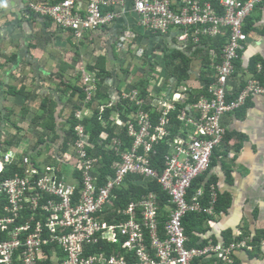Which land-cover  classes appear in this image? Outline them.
I'll return each instance as SVG.
<instances>
[{"label":"built area","instance_id":"obj_1","mask_svg":"<svg viewBox=\"0 0 264 264\" xmlns=\"http://www.w3.org/2000/svg\"><path fill=\"white\" fill-rule=\"evenodd\" d=\"M264 0H26V7L40 15H50L59 28L71 27L80 38L90 29H99L116 19L134 14V24L154 34L173 33L179 41L198 34L216 36L228 33L223 48V60L216 82L209 84L208 94L178 108L183 90L165 81L151 87L147 97L138 88L123 93L136 105L158 108V120H151L144 108L133 113L135 121L128 122L133 136L130 147L123 148L119 140L106 145L117 156L102 178L105 169L103 154H91L83 127H77L79 140L69 156L68 173L58 175L44 159L30 160V150L20 143L10 145L9 134L0 128V264H40L52 255L58 264H191L195 258L210 257L216 264H232L239 249H252L245 238L228 242L209 240L203 246L188 245L183 219L188 212L215 214L219 192L211 182L206 202L204 188L190 193L195 178L205 173L212 156L226 135L222 117L235 111L248 97L264 94V83L250 76L235 90L230 85L247 41L244 24L256 5ZM103 6L108 9L103 11ZM87 11V14H83ZM196 25V31L190 27ZM132 32V30H131ZM135 33L118 40V48L127 51ZM139 55L142 53L137 51ZM136 53V54H137ZM260 71L261 65H257ZM84 89L89 97L96 77L83 72ZM181 122L178 133L172 135L171 115ZM79 115V113H78ZM117 123L122 124L120 118ZM161 143V144H160ZM166 145L163 170L152 162L158 146ZM25 166L24 173L6 175L11 165ZM43 170V171H42ZM79 173L78 176L76 173ZM129 173L153 178L169 195V204L161 208L159 196L148 191L123 206L115 202L118 190L126 184ZM44 200V201H43ZM162 217H165L164 221ZM161 224L163 225L161 227ZM104 242L102 250L90 252L89 247ZM113 247L108 253L107 245ZM48 247L47 256L44 248ZM60 249L64 258L57 255ZM87 249V250H86Z\"/></svg>","mask_w":264,"mask_h":264},{"label":"crops","instance_id":"obj_2","mask_svg":"<svg viewBox=\"0 0 264 264\" xmlns=\"http://www.w3.org/2000/svg\"><path fill=\"white\" fill-rule=\"evenodd\" d=\"M126 3L131 6L133 0H126ZM29 15L25 0H0V119H2L0 128L5 134H10V128H14L13 124L21 128L20 125L23 124L26 128L27 120L29 122L31 119L28 113L31 112V105L36 102L37 94L42 98L51 90L47 85L48 80L55 79L58 82L54 75L60 71L63 61H68L69 64L64 72L65 78L81 83L80 69L84 68L83 63L94 61L98 54L107 57V66L110 70L116 68L119 70L117 66L121 60L118 61L117 52L126 63L133 64V67L136 63L135 72L132 73L134 78L140 68V60L131 59V55L140 51L141 55L151 60L148 66L153 68L151 79L155 78L153 71L158 70L159 78L154 80H163L165 75L168 81L177 82L176 79H170L164 71L165 62L160 65L152 59L159 51H163V56L165 52H170L173 47L185 42L179 41L173 33L164 35L149 33L142 28H136V22L133 23L131 16H124L94 30L89 35L87 33L80 44L73 45L76 39L71 31L64 32L53 22L47 26L44 19L34 14ZM245 24L248 28L247 41L235 63L230 81L234 89L238 84L242 86L250 76H255L251 69L252 61L257 60L256 65H261L260 73L264 76V1L256 5ZM133 32L135 37L127 45L128 52L121 51L118 48V40L127 39L126 35ZM224 32L222 35L227 33L226 30ZM58 35L64 38L65 48L57 44ZM91 42L94 43L93 46ZM86 44L89 45L88 48L95 47V44L97 46L96 49L86 52ZM82 48L85 49L84 52ZM212 53L214 58L215 53ZM123 67L126 68L125 65ZM133 67L129 70L132 71ZM200 71V57H197L191 61V76L184 85H179L182 90L185 89V95L183 92L180 93L178 100L180 105L189 104L190 92L195 95L202 88ZM33 80L36 81L35 84H32ZM132 81L127 79L124 86H131ZM260 81L264 83V80ZM103 86L106 91L110 90L109 102H117L120 98L118 89L111 85L109 89L108 86ZM122 86L123 84L120 89ZM26 92L36 96L33 98ZM26 104L30 106L28 115H23V107ZM35 114L37 113L34 112ZM222 122L226 127L224 142L214 151L205 178H212L216 182L219 199L224 201V204L214 216H208L198 224L201 229L203 228L202 232L196 233L198 241L228 242L243 237L253 244V248L235 251L232 264H264V94L248 97L235 111L226 113L222 117ZM43 163L46 164L44 161ZM255 238L259 241L255 242ZM56 250L61 261L64 253L60 249ZM44 251L46 253V247ZM200 260L201 264H216L210 257Z\"/></svg>","mask_w":264,"mask_h":264},{"label":"trees","instance_id":"obj_3","mask_svg":"<svg viewBox=\"0 0 264 264\" xmlns=\"http://www.w3.org/2000/svg\"><path fill=\"white\" fill-rule=\"evenodd\" d=\"M211 1L214 5H216L218 2V0ZM27 9L30 15L34 14L38 18L44 19V23L47 26L53 22L58 27L56 20L50 15L43 16L39 13L33 12L29 8ZM107 9L108 8L106 6H103L102 8L103 11ZM83 12L84 15L87 14V11L83 10ZM243 28L245 32L248 31L246 24H244ZM60 29L64 32L71 31L72 36L76 39L75 42L73 41V45L80 44L81 40L84 39V36L87 33L89 35L95 30H87L84 32L82 37L78 38L75 36V31L73 28L66 27ZM197 29L198 27L196 25L190 27L191 32L196 31ZM222 34L210 36L199 33L198 41H194L190 36L183 44L178 46L176 45L170 52H165L163 55L165 62L164 71H166L170 79H176L177 85H184L185 81L189 79L192 73L191 61L194 58L200 57L201 71L199 78L202 88L195 95H192L193 92H190L188 95L189 102L195 101L201 95H207L209 84L216 82L218 79L219 70L217 66L223 60V48L228 39L227 33L225 35ZM211 48H213L214 51ZM212 52L215 53L214 58H212ZM237 60L234 62L236 63ZM256 63L257 60L252 61L251 69L254 71L253 74L263 81L264 76L262 73H260L261 71L256 68ZM83 65L84 68H82V70L80 69L82 77L81 79L80 77L78 78V80L80 79L81 83H78L75 80L65 78L64 72L69 64L68 61L62 62L60 71L54 75L58 79V82L53 85V88H50L51 90L48 91V93L43 95L36 111L37 114L31 118L32 124L35 125V129H38L40 133L36 136V139L32 141L33 144H29L31 140L28 141V138H25V141L28 142L27 145L31 149L29 157L33 164L39 166L37 160L41 161L43 158L44 162L48 164L50 169L60 175L61 173H68L69 171L68 166H70L71 163V158H69V156L75 151L76 141L79 140L77 127H83L84 133L87 137L86 140L88 141L87 149L89 152L91 154H103L105 169L102 171V178L99 179L100 182H103L102 179L104 176L110 172L112 173L109 165L115 159H117V156L112 150H106V145H109L114 140H119L123 148L130 147L132 145L134 137L129 134L128 122L135 121V116L133 113L137 110H140L141 108H144L150 111L151 120L153 122L158 120V108L151 105H136L133 100H130L123 95L125 91H129L130 88L133 87L138 88L141 95L147 97L150 94L149 92L152 87L150 77L153 68L148 67L146 74H143L141 77H139V75L136 73L137 76H135V80L133 78L132 86L125 87L123 85L120 89V86L123 84V80L118 77L116 69L110 70L107 68V57L104 54H98L94 61L85 62ZM84 71L91 72V74L96 77V81L94 82L93 89L90 91L91 95L89 97H87V90L84 89ZM119 71H122L120 67ZM123 71L126 72V74H132L129 68L123 67ZM126 80L127 79H124V82H126ZM172 84V81L169 80L167 83V86H169L168 88L172 87ZM103 85L108 86V89L109 85L118 89L120 92V98L117 102H109L111 96L110 90L106 91ZM235 90H239L238 85ZM13 92L16 91L13 90ZM27 94L30 93L28 92ZM30 96L34 98L36 94L32 95L31 93ZM182 106L183 105L179 104L178 108H181ZM29 107L30 106L27 104L23 107V115L27 114ZM118 118L122 120V124L117 123ZM171 120L173 132L171 137H173L176 135V133H178L181 122L176 119L175 113L171 115ZM0 126L2 125L0 124ZM13 126L16 127L18 131L22 130V128L17 124H13ZM6 140L10 145L18 143L17 138L15 140V135L10 134ZM166 151V145H159L158 154L152 156V162L159 171L163 170L164 165L162 157ZM24 169L25 166H18V164L11 165L6 175H13L15 172L23 174ZM206 172L193 180L189 190L190 193H192L195 192L199 187H203V202H206L207 200L209 184L211 182L216 183L212 180V178H205ZM76 174L80 176L78 172ZM125 181L126 184L118 190L119 199L115 202L118 206H123L130 200L137 199L141 197L142 194L150 190L157 192L161 208H164L169 204V195L164 190H162L161 185L155 179L144 178V176L136 173H129ZM223 204L224 201H220L218 197V201L215 204V214L216 212L220 211V208L223 206ZM208 216L209 215L203 212H188L185 215L183 223L185 226V233L189 237L188 245L203 246L206 243L204 242L205 240L199 242V237L196 233L203 231V228L201 229L198 224L202 223L206 218H208ZM162 219L164 221L165 217H162ZM162 226L163 225L161 224V227ZM3 238H5V234L1 232L0 241ZM256 241H259L258 238L257 240L255 238V242ZM103 244L104 242H100L89 247L88 250L90 252H98L102 250ZM106 245L108 253H110V249L113 247V245ZM46 248L47 256H49L50 250L48 247ZM40 264L54 263L49 257L46 258L43 263L41 261ZM191 264H201L200 258H195Z\"/></svg>","mask_w":264,"mask_h":264},{"label":"rangeland","instance_id":"obj_4","mask_svg":"<svg viewBox=\"0 0 264 264\" xmlns=\"http://www.w3.org/2000/svg\"><path fill=\"white\" fill-rule=\"evenodd\" d=\"M79 1V0H78ZM26 0H25V5H26ZM128 16H131L130 18H132L133 20H134V18L133 17H135L134 16V14H128L127 15V17ZM136 28L137 27H139V25L138 24H136V26H135ZM139 28H141V27H139ZM129 29H131V28H129ZM63 40H64V38L63 37H61L60 35H58L57 36V44H59V45H62L64 48H65V43L63 42ZM159 40V39H158ZM69 41H72V39H70L69 38ZM155 41H157V40H155ZM92 43V46H93V42H91ZM91 43H90V45H91ZM97 45L95 44V47H96ZM89 47V45L88 44H86V52H89L88 50H90V49H93V48H95V47H90V48H88ZM88 48V49H87ZM96 49V48H95ZM82 50H83V52H84V48H82ZM115 51H117L116 49H115ZM79 52H81V51H79ZM86 52H85V55H84V57L86 58ZM162 52L163 51H159V54L157 55V56H154L152 59H154L158 64H164L163 62H164V57L162 56ZM116 55H117V58H119V60L118 61H120V62H118V66L117 67H120V69L122 70V71H119V70H117V73H118V77L119 78H121L122 80H123V78H127L128 80H130V82L132 81V76H133V74H126V72H124L123 71V66L125 65L126 66V68H131V67H133V64H131V63H126V61H125V59L123 60V58H120V54H118L117 52H116ZM136 55V56H135ZM135 55H131L132 57H131V59L133 58L134 60H137V59H139L140 60V62H139V69H138V75H139V77H141L143 74H146V71H147V68H148V66H149V64H150V58H146L144 55H138V54H135ZM147 55V54H146ZM133 56H135V57H133ZM132 62H135V61H133L132 60ZM126 63V64H125ZM113 64H115V63H113ZM160 65H158V66H160ZM137 65H136V63H134V67H133V69H132V73H134L135 72V67H136ZM157 66V68H159ZM107 68H108V66H107ZM161 68V67H160ZM117 69V68H116ZM162 69V68H161ZM125 70H128V69H125ZM155 72V78H159L157 75L160 73V71H158V70H156V71H153V73ZM122 74H124V75H122ZM153 75V74H152ZM124 76V77H123ZM160 76H162V75H160ZM154 78V79H155ZM136 79V77L134 76V80ZM154 79H151L152 80V88L153 87H157V86H159V83H161L163 80H165V87L167 86V83H168V79L166 78V76L164 75V78H163V80H154ZM53 80V81H52ZM51 81H49L48 80V86H49V88H53V85H55L56 83H57V81L55 80V79H52ZM167 80V81H166ZM156 81V82H155ZM35 80H33V82H32V84H35ZM133 82V81H132ZM173 83V82H172ZM123 85H124V80H123ZM32 86V85H31ZM132 86V85H131ZM130 86V87H131ZM106 87V86H105ZM40 100H41V97H40V95L39 94H37V97L35 98V101L36 102H34V104L33 105H31V112H29L28 114H29V116H30V118H32V115H34V112H36L37 111V105H38V103L40 102ZM17 110H18V108H17ZM19 112H20V108H19ZM27 114V115H28ZM15 122H16V119L14 118L13 119ZM20 126H22V130L21 131H18L15 127L12 129V127L10 128V130H11V132H10V134L11 135H15V140H16V138H17V142L18 143H20V146H24V147H26L28 150L30 149L29 148V146L27 145L28 144V142L27 141H25V138H28L29 140L28 141H30L29 142V144L30 143H32V141H34L35 139H36V136L40 133V131L38 130V129H35V125L34 124H32V121H31V119H29V122H28V120H27V125H26V128L24 127V125L23 124H21ZM24 127V128H23ZM9 134V135H10ZM33 144V143H32ZM44 167H45V164H44ZM67 170V169H66ZM52 259L54 260V264H57L58 263V261H57V259H56V256H53L52 255Z\"/></svg>","mask_w":264,"mask_h":264}]
</instances>
